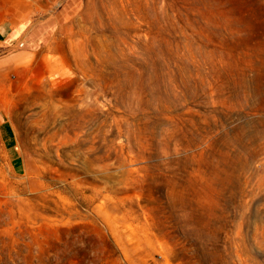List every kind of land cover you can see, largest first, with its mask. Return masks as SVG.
<instances>
[{
    "label": "rangeland",
    "instance_id": "obj_1",
    "mask_svg": "<svg viewBox=\"0 0 264 264\" xmlns=\"http://www.w3.org/2000/svg\"><path fill=\"white\" fill-rule=\"evenodd\" d=\"M0 264H264V0H0Z\"/></svg>",
    "mask_w": 264,
    "mask_h": 264
},
{
    "label": "crops",
    "instance_id": "obj_2",
    "mask_svg": "<svg viewBox=\"0 0 264 264\" xmlns=\"http://www.w3.org/2000/svg\"><path fill=\"white\" fill-rule=\"evenodd\" d=\"M17 27L9 24L8 26H4L3 22L0 24V42H10L16 37ZM16 40V39H15Z\"/></svg>",
    "mask_w": 264,
    "mask_h": 264
}]
</instances>
